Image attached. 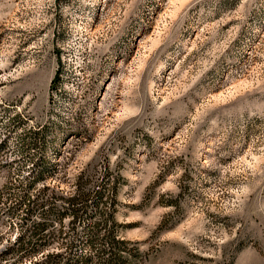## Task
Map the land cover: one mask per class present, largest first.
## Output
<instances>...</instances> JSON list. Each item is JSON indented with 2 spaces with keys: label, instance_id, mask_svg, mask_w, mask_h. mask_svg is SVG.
Returning <instances> with one entry per match:
<instances>
[{
  "label": "rangeland",
  "instance_id": "rangeland-1",
  "mask_svg": "<svg viewBox=\"0 0 264 264\" xmlns=\"http://www.w3.org/2000/svg\"><path fill=\"white\" fill-rule=\"evenodd\" d=\"M4 140L2 203L44 156L120 177L137 264H264V0H0Z\"/></svg>",
  "mask_w": 264,
  "mask_h": 264
},
{
  "label": "trees",
  "instance_id": "trees-1",
  "mask_svg": "<svg viewBox=\"0 0 264 264\" xmlns=\"http://www.w3.org/2000/svg\"><path fill=\"white\" fill-rule=\"evenodd\" d=\"M60 80L56 75L53 86ZM19 116L15 117V122ZM41 130L25 132L23 154L39 148ZM44 134V133H43ZM0 143V153L7 147ZM16 186L18 192L0 201V216L18 217L19 224L1 235L0 264H137L142 251L119 235L116 220L120 177L81 173L67 191L47 179L56 164L44 156L32 160ZM3 198V194H0ZM1 200V199H0ZM16 233V234H15Z\"/></svg>",
  "mask_w": 264,
  "mask_h": 264
}]
</instances>
